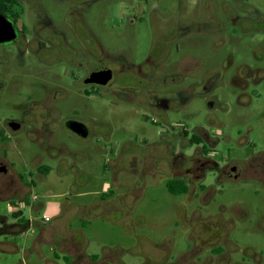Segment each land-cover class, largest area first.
Here are the masks:
<instances>
[{"label":"rangeland","instance_id":"rangeland-1","mask_svg":"<svg viewBox=\"0 0 264 264\" xmlns=\"http://www.w3.org/2000/svg\"><path fill=\"white\" fill-rule=\"evenodd\" d=\"M77 1L80 4L86 0ZM133 1L97 0L89 10L83 5L78 8L89 11L86 13L89 25L98 31L100 40L111 52H131L136 62L144 60L149 53L153 33L148 16L154 8L161 13L173 9L190 25H198L191 28L181 56L186 55V63L191 66L200 63L204 70L225 68V77L210 97L217 105L210 110L208 98L193 97L186 114L171 115L169 123L216 129L207 125V117L212 114L222 124L219 130L224 139L215 147L216 161L223 166L226 160L239 159L246 163L250 158L259 157L253 162L254 180L217 184L216 174L210 173L204 182L214 186L209 192L174 196L168 192L165 181L151 185L143 178L133 192L118 188L119 195L126 197L121 214L105 208L85 221L77 218V210L71 209L58 217L67 200L73 204L99 202L104 187L111 184V176L102 177L99 159L84 162L77 168L88 169L93 181L73 192L70 186L77 179L81 180V176L75 178L66 173L65 166L47 157L40 145L27 142L31 128L27 123L24 132L9 143L8 159L21 173L26 170L23 163H28L27 170L34 175V185L27 197L35 195L42 203L37 221L46 226L57 222L63 228L67 225L81 231L88 241L86 252L98 257L107 253L106 264H168L179 259L177 264H264V0H141L138 5ZM46 8L59 23L61 17L68 14L70 5L46 2ZM223 10L230 15L241 18L248 15L259 20L242 24L244 33L238 30L237 34L213 28L208 32L199 27L207 17L219 16ZM133 14L140 15L143 22L131 27L126 19ZM216 36L224 38L223 42L217 41L214 45ZM6 52L15 54L13 48L0 49V54ZM170 54L175 56L174 49ZM29 64L23 70L11 61L5 68L0 65L1 126L7 120L19 119L29 102L41 99L40 82L49 89L68 86V81L58 76V65L46 67L31 60ZM32 73L39 78L32 80ZM236 75L237 83H232ZM187 82L193 84L194 81ZM87 105L112 126V145L116 147L135 138L156 141L166 130L159 116L143 113L133 117L124 105H112L107 98L91 99ZM26 118L27 121L32 119L31 116ZM57 138L73 151L86 153L94 146L93 143L84 146L64 132ZM35 158L41 160L34 163ZM39 165L47 167L44 181L35 177ZM19 212L28 215L26 208L0 199V216ZM42 217L48 218L50 223H44ZM38 232L33 226L25 235L15 236L13 243L21 251L7 255L0 250V264L19 261L45 264L42 255L56 262L50 242L34 241ZM216 235L221 236L220 242L215 239ZM9 239L0 235V249H9L6 245ZM194 240H199V247L195 248ZM219 243L222 245L220 254L212 256L208 249ZM31 250L33 252L29 253ZM58 255V264H63L61 254ZM164 257H168L167 263Z\"/></svg>","mask_w":264,"mask_h":264},{"label":"flooded vegetation","instance_id":"flooded-vegetation-1","mask_svg":"<svg viewBox=\"0 0 264 264\" xmlns=\"http://www.w3.org/2000/svg\"><path fill=\"white\" fill-rule=\"evenodd\" d=\"M95 1L86 0L78 4L77 0H0V16L13 29L11 37L9 27H2L0 49L13 48L15 52L1 53L0 65L5 68L11 61L23 70L30 65V60L46 67L55 64L60 67L58 76L68 81V86L50 89L40 82L41 99L29 102L19 119L7 120L0 125V167L5 169V172H0V199L19 204L28 211L27 216L20 212L0 216V235L8 236L10 239L6 245L12 247L0 249L3 254H18L21 250L13 239L25 235L31 227L35 226L39 231L35 242L42 243L47 230L46 225L37 221L42 203L35 195L34 200L25 202L24 206L19 203L28 199L34 185V175L27 170L28 163H23L26 170L21 173L12 169L13 162L8 159L9 143L12 144L13 138L24 132L27 123L31 126L27 142L40 145L47 157L63 164L66 173L73 177L78 178V172L83 181L90 176L88 169L77 168L78 156L86 163L99 159L104 168L102 175L111 176L107 195H102L99 201L104 204L103 210L107 208L120 213L125 209L126 197L119 195L118 188L133 192L139 187L137 182H142L143 178L151 185L165 181L166 188L171 182L182 183L186 195L209 192L214 188L204 184L210 173L216 174L217 184L223 181L235 184L248 178L254 180L253 162L259 157L250 158L246 163L239 159L226 160L223 166L216 161L215 147L224 139L219 130L222 124L212 114L207 117V125L216 129H206L201 125L188 128L183 122L169 123L171 115L186 114L193 97L208 98L210 110L217 105L210 97L225 77V68L204 70L200 63L191 66L186 63V55L181 56L191 28L198 25H190L173 9L161 13L154 8L148 16L153 33L151 47L147 57L136 62L131 52H111L100 40L98 31L89 25L86 13ZM46 2L56 5L66 2L70 5L69 12L61 17L59 23L55 22L46 8ZM133 2L138 5L142 1ZM172 4L174 6L175 3ZM79 5L88 10L78 8ZM253 18L248 15L241 18L223 10L219 16L207 17L199 27L208 32L213 28L224 33L237 34L238 30L244 33L242 24L259 20V17ZM142 22L143 18L138 14L126 19V24L131 27ZM223 39L216 36L213 44L217 41L222 43ZM172 49L175 56L170 54ZM30 76L32 80L39 78L34 73ZM237 77L232 83H237ZM189 80L194 81L193 84H189ZM97 97L107 98L115 106L124 105L133 117L143 113L159 116L166 127L164 134L156 141L135 138L118 147L112 145V126L92 108H87L88 102ZM29 116L32 119L27 121ZM60 132L72 136L84 146L90 143L94 146L90 152L85 149L86 153L70 150L58 140ZM40 160L35 158L34 163ZM45 172L47 167L39 165L36 179L46 180L48 174ZM76 188L74 182L70 189L74 191ZM63 204L75 205L69 200ZM77 206L78 219L88 221L94 217L95 212L87 204L77 203ZM48 236L45 242L53 246L51 251L56 262L42 255L41 260L45 264H58V254H61L63 264L79 263L75 243L66 240L61 246L52 235ZM215 239L220 242L221 236L216 235ZM194 242L195 248L200 246L199 240ZM221 249L219 243L208 251L214 256L220 254ZM167 259L164 257L165 262ZM177 263L180 259L168 264Z\"/></svg>","mask_w":264,"mask_h":264},{"label":"crops","instance_id":"crops-1","mask_svg":"<svg viewBox=\"0 0 264 264\" xmlns=\"http://www.w3.org/2000/svg\"><path fill=\"white\" fill-rule=\"evenodd\" d=\"M78 164L82 165L85 161L81 159V157L78 156ZM25 163V162H24ZM86 163V162H85ZM13 167L12 169L15 171H18L14 164H12ZM99 166L101 167V169L103 170V166L102 163L99 164ZM39 166L36 167V171L38 170ZM30 169V168H29ZM30 171V170H29ZM31 173V171H30ZM80 176H82L80 174V172L76 173V177L80 178ZM105 175L103 174L102 177H104ZM91 181H93V178H91L90 176L87 177V179L80 180L77 179L76 181V189L80 188V187H84L86 186L88 183H90ZM104 191L102 193V195H107V192L109 190V185L104 187ZM76 190H74L73 192H75ZM30 198H28L27 200H22V202L19 203H25L27 201H29ZM18 203V202H17ZM82 202H80L81 204ZM86 205V204H85ZM79 206V205H78ZM77 206V204L73 205V206H68L63 204L60 208V214L58 217L65 215L66 212L70 211L71 209H75V210H79V207ZM83 206V205H82ZM88 208H90V210H93L95 213L98 212L100 209L103 208L104 204L100 203V202H95L93 204H87ZM92 219V218H91ZM91 219H88V221H90ZM46 223H50V220ZM47 230H45V235H44V239L48 240V235H52L53 238L55 239L56 242H58L61 246H63L64 242L66 240H70V242L75 243L77 248H78V255L80 256V261L78 264H106L108 262V254L107 253H102L101 256H95V255H90L86 252V249L88 247V241L86 240V238L83 237V233L81 231H76V230H72L70 228V226L64 225V228L61 227L57 222H51L47 227ZM12 248V247H11ZM9 248V249H11Z\"/></svg>","mask_w":264,"mask_h":264},{"label":"trees","instance_id":"trees-1","mask_svg":"<svg viewBox=\"0 0 264 264\" xmlns=\"http://www.w3.org/2000/svg\"><path fill=\"white\" fill-rule=\"evenodd\" d=\"M167 190L170 194L177 196L185 193V188L182 183L171 182L167 186Z\"/></svg>","mask_w":264,"mask_h":264},{"label":"water","instance_id":"water-1","mask_svg":"<svg viewBox=\"0 0 264 264\" xmlns=\"http://www.w3.org/2000/svg\"><path fill=\"white\" fill-rule=\"evenodd\" d=\"M6 20L4 18H2L0 16V34L2 35L1 31H2V27L4 26V28H8L9 27V33L11 35V37L13 36V29L11 26L8 25V23L6 24ZM0 172H5V169L0 167Z\"/></svg>","mask_w":264,"mask_h":264},{"label":"built area","instance_id":"built-area-1","mask_svg":"<svg viewBox=\"0 0 264 264\" xmlns=\"http://www.w3.org/2000/svg\"><path fill=\"white\" fill-rule=\"evenodd\" d=\"M34 195H32L31 197H30V200H34ZM25 205V203H22V206H24ZM42 220L44 221V222H47V221H49V219L48 218H46V217H42Z\"/></svg>","mask_w":264,"mask_h":264}]
</instances>
